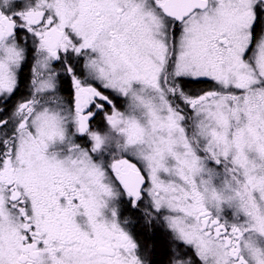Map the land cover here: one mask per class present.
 I'll use <instances>...</instances> for the list:
<instances>
[{
    "label": "snow or ice",
    "instance_id": "snow-or-ice-1",
    "mask_svg": "<svg viewBox=\"0 0 264 264\" xmlns=\"http://www.w3.org/2000/svg\"><path fill=\"white\" fill-rule=\"evenodd\" d=\"M150 261L264 264V0H0V264Z\"/></svg>",
    "mask_w": 264,
    "mask_h": 264
},
{
    "label": "trees",
    "instance_id": "trees-1",
    "mask_svg": "<svg viewBox=\"0 0 264 264\" xmlns=\"http://www.w3.org/2000/svg\"><path fill=\"white\" fill-rule=\"evenodd\" d=\"M158 238H162V236L160 235V233H158ZM143 241H144L145 243H148V242H146V241H148V238L145 237ZM160 258H161L160 255L157 254L156 256L153 257V260L159 261Z\"/></svg>",
    "mask_w": 264,
    "mask_h": 264
},
{
    "label": "flooded vegetation",
    "instance_id": "flooded-vegetation-1",
    "mask_svg": "<svg viewBox=\"0 0 264 264\" xmlns=\"http://www.w3.org/2000/svg\"><path fill=\"white\" fill-rule=\"evenodd\" d=\"M160 235H161V236H163V233H160ZM146 242H148V241H146ZM146 245H147V243H145V242L143 241V244H142V247H141V252H143V251H144V249H145ZM152 259H153V258H152ZM150 264H152V262H151V261H150Z\"/></svg>",
    "mask_w": 264,
    "mask_h": 264
}]
</instances>
